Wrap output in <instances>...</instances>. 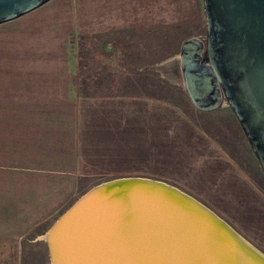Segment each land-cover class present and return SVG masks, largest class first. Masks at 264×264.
<instances>
[{"label": "rangeland", "instance_id": "obj_1", "mask_svg": "<svg viewBox=\"0 0 264 264\" xmlns=\"http://www.w3.org/2000/svg\"><path fill=\"white\" fill-rule=\"evenodd\" d=\"M79 3L50 0L0 24V210L8 225L20 223L23 264H51L47 230L100 182L144 176L183 190L179 167L173 166L175 135L182 131L175 121L192 128L209 115L186 89L183 29L168 27L155 38L132 37L112 45L95 36L93 0L86 7ZM60 56L64 66L57 65ZM246 142L240 160L252 164L247 170L264 194V171ZM199 171L211 178L209 166ZM233 197L239 205L244 201L237 192ZM256 199L264 202V197ZM205 200L264 252V207Z\"/></svg>", "mask_w": 264, "mask_h": 264}, {"label": "water", "instance_id": "obj_2", "mask_svg": "<svg viewBox=\"0 0 264 264\" xmlns=\"http://www.w3.org/2000/svg\"><path fill=\"white\" fill-rule=\"evenodd\" d=\"M49 0H0V23ZM206 35L180 59L197 108L228 104L264 171V0H203ZM51 264H264V252L163 180L122 176L81 194L47 230Z\"/></svg>", "mask_w": 264, "mask_h": 264}, {"label": "crops", "instance_id": "obj_3", "mask_svg": "<svg viewBox=\"0 0 264 264\" xmlns=\"http://www.w3.org/2000/svg\"><path fill=\"white\" fill-rule=\"evenodd\" d=\"M81 3L80 0V8L86 7ZM93 3L95 36L110 39L112 45L132 37L155 38V32L168 27L183 29L186 32L182 36L184 40L191 36L203 37L206 33L203 0H93ZM81 13L86 23L87 11L82 8ZM67 54L66 69L70 71L69 50ZM57 61V65L64 66L63 56ZM205 112L209 113L203 116L205 120L194 123L192 128L184 127L189 125L186 121H175L182 126L179 127L182 131L175 135V149L172 152L173 166L179 167V174L183 178L181 187L211 209L216 205L206 203L205 199H226L230 206L238 208L264 207L263 199L262 202L256 199L264 197L262 189L247 170L252 164L240 160V146L247 148V136L233 109L228 104H222ZM204 165L211 170L210 179L204 178L206 175L199 171ZM235 192L240 194V199H244L241 205L233 202ZM226 193H232V196ZM1 213L3 211L0 210V264H23V237L18 231L22 229L20 223L8 225L6 216Z\"/></svg>", "mask_w": 264, "mask_h": 264}]
</instances>
